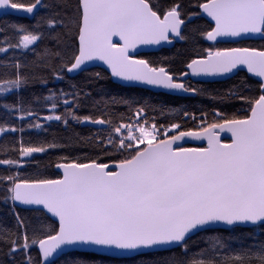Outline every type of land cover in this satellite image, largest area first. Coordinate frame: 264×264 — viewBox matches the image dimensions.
Returning a JSON list of instances; mask_svg holds the SVG:
<instances>
[{
	"label": "snow or ice",
	"instance_id": "6c2138e0",
	"mask_svg": "<svg viewBox=\"0 0 264 264\" xmlns=\"http://www.w3.org/2000/svg\"><path fill=\"white\" fill-rule=\"evenodd\" d=\"M0 10L34 21L0 24V137L21 134L0 152V206L14 220L0 224V264H119L112 258L160 252L172 255L149 264H264V46H220L264 39V0H0ZM177 39L212 43L179 70L143 50ZM93 61L122 81L192 95L203 89L190 77L250 76L227 94L241 102L231 115L48 87ZM41 120L89 131L26 141L28 130L47 131ZM50 150L62 153L57 178L26 176ZM220 224L249 227L253 243L241 235L234 247L215 234Z\"/></svg>",
	"mask_w": 264,
	"mask_h": 264
},
{
	"label": "trees",
	"instance_id": "16d2710c",
	"mask_svg": "<svg viewBox=\"0 0 264 264\" xmlns=\"http://www.w3.org/2000/svg\"><path fill=\"white\" fill-rule=\"evenodd\" d=\"M5 20L11 22H18L22 24H31L34 21L32 18L19 17L15 15L5 16L0 15V24H3ZM203 23V21H201ZM210 44L204 40L194 42L189 40L187 43L184 41H175L169 47H162L156 51L146 52L149 54L150 58L159 60L160 58H169L172 60V67L175 70H179L183 67V63L187 61L190 57L195 58V56L202 50V48L208 47ZM221 47H238V46H250V47H261L264 46V39H247L242 40L239 43H229L222 44ZM2 56V54H0ZM96 72H100L104 79L99 80H90V77H93ZM248 75L245 71L235 73L233 76L217 81H191L193 86L203 89L201 94L198 95H178L170 94L161 91H151L146 88L137 87V86H125L114 82L109 74L100 67H91L84 72H79L74 76H68L63 81H55L48 85L49 88L53 89H64L70 90V85H76L78 89H82L85 92H91L92 96L96 99L101 97L107 98L109 96L116 97H131L134 100H137L141 103H148L151 106L156 108L163 107L165 111H170L176 113L177 110L188 109L189 111L196 112L197 116L200 115V110L211 112L213 108L220 109L227 112L228 114L235 113L238 109L241 108V102L235 99H229L227 94L230 90H233L237 87H240ZM252 80H255L253 77ZM34 92H43L44 95H47V92L44 89L36 88ZM33 91H25L23 94L26 98H31L34 94ZM13 97H9V100ZM46 107H50V104ZM62 110V109H61ZM88 109H85L83 114H87ZM48 114L45 110H41L40 115L44 116ZM2 116V112H0ZM18 124V121H15ZM41 123L44 124V127L47 131L42 129H31L26 131L24 139L27 141L31 139L34 142H43V141H52L54 138L59 141L62 138H67L74 133H87L89 131V126L76 125L72 124L67 130L64 129L63 125H58L57 122H46L41 120ZM20 133L10 134L6 137H0V152H2L5 146H11L15 140H19ZM62 153L59 150H50L47 154H37L41 160V165L37 168L34 164L26 167L24 174L26 176H45L49 178H57L58 172L54 169V163L57 160V156ZM52 164V167H49V164ZM21 216L25 217L27 221L33 220L36 215L33 211L28 208H18ZM0 224L6 226H12L14 220L6 212V209L3 206H0ZM249 227H241L238 231L232 232L228 228H214V232L217 235H222L225 239H230V242L235 247L237 244L236 237L243 235L246 237L245 243H253L252 238L249 236ZM200 236H194L193 240L195 241L193 245V250L196 251L201 247H204V244ZM259 236L260 234L257 233ZM264 238V237H261ZM87 252V251H82ZM97 259H99L101 254H94ZM170 252H160L153 255L138 256L133 255L130 257H113L112 259L118 261L119 264H141V261H144L145 264L153 260H161L163 258L171 256ZM88 258V257H86ZM63 264V260H61ZM104 264H111L110 261H105Z\"/></svg>",
	"mask_w": 264,
	"mask_h": 264
},
{
	"label": "water",
	"instance_id": "95a60500",
	"mask_svg": "<svg viewBox=\"0 0 264 264\" xmlns=\"http://www.w3.org/2000/svg\"><path fill=\"white\" fill-rule=\"evenodd\" d=\"M3 14H4L3 11L0 10V15H3ZM11 15H15V16H19V17L31 18V17H28V16H26V15H23V14H17V13H13V14H11ZM247 39H261V38H260L259 36H254V37H248V38H245V39H243V40H247ZM175 41H178V39L175 40ZM175 41H173V43H174ZM206 42L209 43V44L212 43V42H209V41H206ZM173 43H172V44H173ZM172 44H171V45H172ZM171 45L163 44V45H160V46H151V47H146V48H144L143 50H144L145 52L156 51V50H158V49H160V48H162V47H169V46H171ZM86 67H87V69H88V68H91V67H100V68L104 69V70L109 74L110 78H111L114 82H116V83H118V84H121V85L142 87V88H146V89H149V90H151V91H155V92H157V91H161V92L170 93V94L192 95V94H185V93L178 92V91H171V90H166V89H162V88H155V87H153V86L139 85V84H137V83H129V82L122 81V80H120L119 78L111 77L110 70L107 68V65L103 64V62H101V61H93V62H89V63L87 64ZM244 71L246 72V70H244ZM77 73H79V72L71 73V74H69V76H74V75H76ZM234 74H235V73H233V74H225L224 76H215V77H212V76H209V77H203V76H200V77H190V79H191V81H217V80H224V79H227V78L233 76ZM248 75H250V74H248ZM255 79H258V78H255ZM222 136H223L224 138H227V137L230 136V134H229V133H223ZM201 143H203V142H201V141H189L188 144H186V146H188V147H194V146H199ZM54 169H55V168H54ZM55 170H56V169H55ZM56 171L58 172V170H56ZM21 208H28V209H30L29 206H22ZM214 228H227V226H225V225H223V224H220V225H216V226H214ZM81 251H87V250H81Z\"/></svg>",
	"mask_w": 264,
	"mask_h": 264
}]
</instances>
